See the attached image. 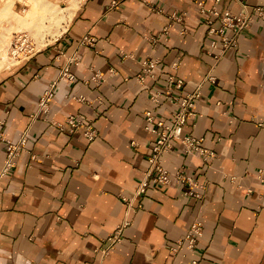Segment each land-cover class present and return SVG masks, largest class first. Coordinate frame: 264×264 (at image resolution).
I'll return each instance as SVG.
<instances>
[{
	"label": "crops",
	"instance_id": "obj_1",
	"mask_svg": "<svg viewBox=\"0 0 264 264\" xmlns=\"http://www.w3.org/2000/svg\"><path fill=\"white\" fill-rule=\"evenodd\" d=\"M55 1L66 7L71 0ZM197 1L80 0L38 50L0 69V133L17 142L28 132L6 172L0 143V264H264V13H254L264 0H247L255 14L250 28L220 60L219 48L209 47L218 36L208 35V14ZM224 6L242 9L233 0ZM173 12L186 13L184 21H172ZM146 59L158 60L156 76L141 82ZM66 67L74 80L62 76ZM96 70L102 83L87 81ZM53 83L45 113L40 99ZM197 87L202 95L184 133L203 138L216 157L202 160L174 141L164 164L184 166L205 186L192 189L203 197L188 184H150L122 241L103 256L100 248L125 218L122 196L131 197L144 178L157 138L145 129V113L169 123L176 109L152 96L169 90L168 98L181 99ZM77 113L92 122V139L83 127L55 124ZM196 219L203 229L194 248L174 253Z\"/></svg>",
	"mask_w": 264,
	"mask_h": 264
},
{
	"label": "built area",
	"instance_id": "obj_2",
	"mask_svg": "<svg viewBox=\"0 0 264 264\" xmlns=\"http://www.w3.org/2000/svg\"><path fill=\"white\" fill-rule=\"evenodd\" d=\"M211 2L210 6H206L204 0L197 1V7L201 14H208L205 19V23L208 25V35H217L218 38L212 39L210 42V48H219V53L215 55L217 60L231 49H236L239 46V37L247 29L250 28L251 22L254 19L255 14L261 15L264 13V6L255 8V11L251 13L248 10L247 0H233L237 2L241 7V11L233 12L229 7L224 6L227 0H208ZM149 6L156 12H163L162 8H159L153 4ZM186 13H171L172 21L182 23L184 21ZM171 21V22H172ZM170 24L163 28V35L169 34ZM184 32V29L181 30ZM159 36L151 37L153 42L159 41ZM166 39V38H165ZM30 37L26 33H20L14 36L13 47L11 53L16 55L15 51L19 45L30 47ZM31 54V50L27 49V56ZM25 57V58H26ZM158 63L157 59H146L143 61L142 73L139 74L138 80L143 82L147 77H155V67ZM179 62L174 63L177 65ZM62 76L67 77L69 80H74V76L69 73L68 68L64 69ZM208 80L214 81L212 75H208ZM169 82L175 81L174 76H169ZM87 81H94L96 83H102L104 77L100 71H92ZM178 83H182V80H177ZM56 83L51 84V88L46 90L40 99V109L42 112L47 113L49 110V102L54 95V89ZM170 91H166L164 95L162 93H156L152 96L155 102H158L161 97L167 98L170 102L176 105V109L172 113V119L169 123L164 121L155 120L151 111H146L145 113V129L156 134L157 138L155 140L154 146L151 148L148 157V168L146 170L144 178L139 182L138 186L134 190L131 197L122 196V200L126 207L125 218L123 222L108 236L106 244L104 247L100 248L103 256H107L118 243L122 241L123 232L125 227H127L130 221V213L136 208H141V203H136L137 198L142 195L150 184L156 186H165L172 182L177 184H188L191 189L189 193L194 195L196 198L201 199L203 197L202 192L193 191L192 189L198 188L201 191L205 189L204 185H200L191 175H189L184 166L177 168L174 171L168 169L164 164V158L166 155L170 154L173 149L174 141H179L183 149L188 154H197L202 160L208 161L216 157L215 152L209 150L203 145L204 139L195 137L184 133V127L187 123V119L195 115L194 108L196 101L201 97L202 92L200 87H197L193 92L188 93L185 97L181 99L168 98ZM76 98V97H74ZM78 100H86L85 97L79 96ZM98 103H102L103 99L101 97L97 98ZM38 117V113H32L31 118L35 120ZM53 122V121H52ZM59 128L63 129L69 127L71 130H76L79 128H84V134L92 139L95 136V131L92 128V122L85 120L80 113L68 115L64 123H55ZM27 134L20 137L17 142H13L7 139L0 133V143L5 144V149L7 151V159L4 165L3 171L6 172L10 170L17 162L18 157L21 155L22 148L25 147L27 143ZM264 169L259 171V179L264 181L263 177ZM203 222L196 219L192 222L190 229L184 239L177 241V246L172 248L175 253L181 245H186L187 248L193 249L195 246L196 238L202 233ZM191 264H197V261H192Z\"/></svg>",
	"mask_w": 264,
	"mask_h": 264
},
{
	"label": "rangeland",
	"instance_id": "obj_3",
	"mask_svg": "<svg viewBox=\"0 0 264 264\" xmlns=\"http://www.w3.org/2000/svg\"><path fill=\"white\" fill-rule=\"evenodd\" d=\"M44 1L50 2L45 8ZM78 1L71 0L73 5L68 9L69 5L60 7L55 0H0V69L19 63L26 57L27 49L31 53L38 50L45 37L53 34L55 25L59 26L60 17L64 20L72 15ZM25 9L31 12H25ZM20 33L28 34L30 47L19 45L13 55V39Z\"/></svg>",
	"mask_w": 264,
	"mask_h": 264
},
{
	"label": "bare ground",
	"instance_id": "obj_4",
	"mask_svg": "<svg viewBox=\"0 0 264 264\" xmlns=\"http://www.w3.org/2000/svg\"><path fill=\"white\" fill-rule=\"evenodd\" d=\"M72 5H73V4H69L68 9H71V6H72ZM43 43H45V41H44V42L42 41V44H43Z\"/></svg>",
	"mask_w": 264,
	"mask_h": 264
}]
</instances>
